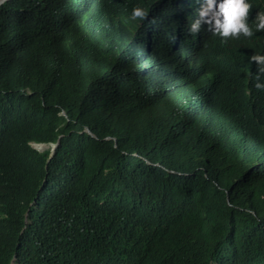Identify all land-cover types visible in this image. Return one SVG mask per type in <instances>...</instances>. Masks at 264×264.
Here are the masks:
<instances>
[{"label": "trees", "instance_id": "1", "mask_svg": "<svg viewBox=\"0 0 264 264\" xmlns=\"http://www.w3.org/2000/svg\"><path fill=\"white\" fill-rule=\"evenodd\" d=\"M39 1L0 3V264H264V152L186 162L146 100L116 112L91 84L136 88L114 30Z\"/></svg>", "mask_w": 264, "mask_h": 264}, {"label": "clouds", "instance_id": "2", "mask_svg": "<svg viewBox=\"0 0 264 264\" xmlns=\"http://www.w3.org/2000/svg\"><path fill=\"white\" fill-rule=\"evenodd\" d=\"M40 4L55 7L61 20L86 12L90 26L114 30L113 44L133 65L136 88L122 95L118 81L104 73L91 84L103 81L100 95L116 112L137 97L146 100L151 117L178 130L173 135L183 153L190 150L195 157L186 162L206 160L215 169L244 156L252 161L257 151L264 152V0H40ZM164 112L171 114L166 120ZM83 131L95 137L87 127ZM228 139H239L242 148L230 147ZM57 143L29 145L35 150L36 144L47 145L52 156ZM12 251L10 255L15 254ZM208 263L221 264L213 259ZM9 264H15L14 256Z\"/></svg>", "mask_w": 264, "mask_h": 264}, {"label": "rangeland", "instance_id": "3", "mask_svg": "<svg viewBox=\"0 0 264 264\" xmlns=\"http://www.w3.org/2000/svg\"><path fill=\"white\" fill-rule=\"evenodd\" d=\"M35 148H37V150H43L47 148V145H43V147L41 148L40 146L34 145ZM39 147V148H38Z\"/></svg>", "mask_w": 264, "mask_h": 264}, {"label": "bare ground", "instance_id": "4", "mask_svg": "<svg viewBox=\"0 0 264 264\" xmlns=\"http://www.w3.org/2000/svg\"><path fill=\"white\" fill-rule=\"evenodd\" d=\"M37 145V144H36ZM37 146H40L41 148L43 147V145H37ZM39 148V147H38Z\"/></svg>", "mask_w": 264, "mask_h": 264}]
</instances>
